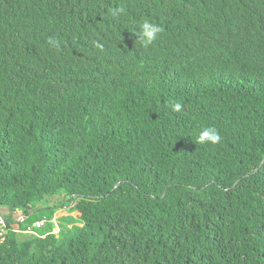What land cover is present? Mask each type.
<instances>
[{
  "label": "trees",
  "instance_id": "trees-1",
  "mask_svg": "<svg viewBox=\"0 0 264 264\" xmlns=\"http://www.w3.org/2000/svg\"><path fill=\"white\" fill-rule=\"evenodd\" d=\"M0 211V264H264V0H0Z\"/></svg>",
  "mask_w": 264,
  "mask_h": 264
},
{
  "label": "clouds",
  "instance_id": "clouds-1",
  "mask_svg": "<svg viewBox=\"0 0 264 264\" xmlns=\"http://www.w3.org/2000/svg\"><path fill=\"white\" fill-rule=\"evenodd\" d=\"M122 14H124L123 8H117L113 10L112 13L114 17L120 16ZM141 28L142 32L139 36V43L144 48H148L150 45H152V43L157 39L158 35L164 32L162 26L156 23L149 22L148 20H145L143 22ZM48 44L51 45L54 49H59L61 41L55 37H49ZM94 46L98 49L103 50V45L98 42H94ZM170 108L173 112L180 113L183 109V105L179 102L170 103ZM221 139V135L215 127L206 126L203 127L196 136V143L201 145H216L221 142Z\"/></svg>",
  "mask_w": 264,
  "mask_h": 264
},
{
  "label": "built area",
  "instance_id": "built-area-1",
  "mask_svg": "<svg viewBox=\"0 0 264 264\" xmlns=\"http://www.w3.org/2000/svg\"><path fill=\"white\" fill-rule=\"evenodd\" d=\"M24 218L23 217H19L17 219L18 222L23 221ZM54 224H56V220L55 218L52 221ZM16 226V225H15ZM44 226V222H38L36 223L33 228H28L26 231L23 232V234H27V235H32V236H36V232L35 230H39ZM57 226V225H56ZM14 232L20 233L19 229L17 228V226L14 228H12ZM7 232V222L4 218V215L2 214V212L0 211V237L2 235H4Z\"/></svg>",
  "mask_w": 264,
  "mask_h": 264
},
{
  "label": "rangeland",
  "instance_id": "rangeland-1",
  "mask_svg": "<svg viewBox=\"0 0 264 264\" xmlns=\"http://www.w3.org/2000/svg\"><path fill=\"white\" fill-rule=\"evenodd\" d=\"M56 202H57V200H55ZM56 202H50L49 204H47V206L49 205V206H53V204L54 203H56ZM69 208H64V209H62V210H58L57 211V214H56V217L55 218H57L56 219V224H54V227H56V225L57 226H62V225H64V224H67L68 223V220H66V219H62V218H66L69 214H68V210ZM70 216V215H69ZM43 219H45V220H48L49 218H48V216H46V215H44L43 216ZM57 228V227H56ZM53 234H58V230L56 229V231H53Z\"/></svg>",
  "mask_w": 264,
  "mask_h": 264
},
{
  "label": "crops",
  "instance_id": "crops-1",
  "mask_svg": "<svg viewBox=\"0 0 264 264\" xmlns=\"http://www.w3.org/2000/svg\"><path fill=\"white\" fill-rule=\"evenodd\" d=\"M2 211H3V213H4L5 215H7V212H6L5 210L2 209ZM56 219H57V218H55V220H56ZM13 227L15 228L16 226L14 225ZM56 227H57V226H56ZM56 227L54 228V231H56V229H57L58 232H59L58 227H57V228H56Z\"/></svg>",
  "mask_w": 264,
  "mask_h": 264
}]
</instances>
